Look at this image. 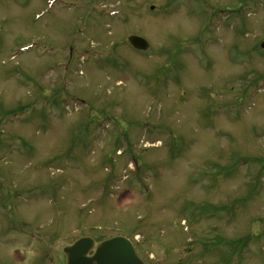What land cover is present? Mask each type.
<instances>
[{"label": "rangeland", "instance_id": "374dc122", "mask_svg": "<svg viewBox=\"0 0 264 264\" xmlns=\"http://www.w3.org/2000/svg\"><path fill=\"white\" fill-rule=\"evenodd\" d=\"M262 40L256 0H0V264H264Z\"/></svg>", "mask_w": 264, "mask_h": 264}, {"label": "water", "instance_id": "95a60500", "mask_svg": "<svg viewBox=\"0 0 264 264\" xmlns=\"http://www.w3.org/2000/svg\"><path fill=\"white\" fill-rule=\"evenodd\" d=\"M152 8V7H151ZM133 48L145 50L147 41L136 35L129 37ZM264 49V41L260 44ZM65 264H145L136 254L130 241L115 236L95 241L90 236H81L62 247Z\"/></svg>", "mask_w": 264, "mask_h": 264}, {"label": "flooded vegetation", "instance_id": "af4514ba", "mask_svg": "<svg viewBox=\"0 0 264 264\" xmlns=\"http://www.w3.org/2000/svg\"><path fill=\"white\" fill-rule=\"evenodd\" d=\"M239 6H240V3H238V4H237V6L235 7V8H236V10H237V8H238ZM108 51H109V50H108Z\"/></svg>", "mask_w": 264, "mask_h": 264}]
</instances>
